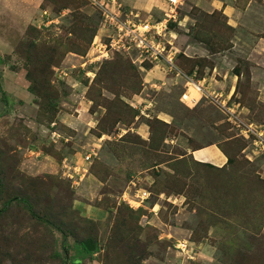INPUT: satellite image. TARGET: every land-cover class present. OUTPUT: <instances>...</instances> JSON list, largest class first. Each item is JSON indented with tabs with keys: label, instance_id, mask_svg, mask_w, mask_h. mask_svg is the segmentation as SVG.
<instances>
[{
	"label": "rangeland",
	"instance_id": "1",
	"mask_svg": "<svg viewBox=\"0 0 264 264\" xmlns=\"http://www.w3.org/2000/svg\"><path fill=\"white\" fill-rule=\"evenodd\" d=\"M193 1L176 18L189 15L192 41L215 55L181 53L177 65L189 74L218 61L238 75L228 99L182 100L178 86L169 100L162 89L142 92L136 53L91 49L113 33L90 0H0V264H264V159L212 99L234 103L264 135V33L255 34L264 19L250 24L255 32L238 29ZM138 95L151 100L149 117ZM139 124L149 127L144 137ZM208 143L231 162L186 156Z\"/></svg>",
	"mask_w": 264,
	"mask_h": 264
},
{
	"label": "crops",
	"instance_id": "2",
	"mask_svg": "<svg viewBox=\"0 0 264 264\" xmlns=\"http://www.w3.org/2000/svg\"><path fill=\"white\" fill-rule=\"evenodd\" d=\"M104 1L107 2V0ZM122 1L124 2L125 5L130 7L131 11L129 12V14H126L123 11V6L121 4ZM122 1L120 0L119 2L116 0V3L119 6H121V11L123 15L127 16V19L135 24L162 22L165 20V14L168 13L169 10L168 0H122ZM193 2L196 3H193V5L190 6V8L192 7V8L200 9L201 11L217 10L221 12L222 16L224 17L228 25L238 29L240 28L239 27L240 25V26L248 27L251 31H254V29H251L250 26L253 20L261 19L262 16L264 19V6L258 0H253L252 2L249 1V3L246 5V7L243 10L238 8V6H241V4H236V0H208L205 2L202 0H194ZM109 5L111 6L110 2ZM112 8H114V4H112ZM159 13L160 14L163 13V17L162 18L160 17L158 19L154 18L155 16L154 14H159ZM176 16H177V10L175 14V21L169 20L167 24L168 29L165 32V36H169V37L168 38L166 37V39L164 38L166 41H168L170 44L173 45L175 50H177L176 57L178 54L181 53L186 58L189 59H193V58L210 59L213 55H215V54H211V55L208 54L206 49L202 46L203 44L201 42H196L194 40L192 41V38L188 33L189 26L192 25L193 24L192 22L194 21L191 17L187 14H184L183 16H180L177 19ZM140 18H143L144 20L142 21ZM247 19H251L252 21H247ZM171 22H173L172 24H175L173 28H170ZM182 24L183 27L185 25L184 27L185 29L181 27ZM103 29L110 30L113 33V31L109 28H103ZM257 31H259L255 33L256 35L258 34L257 37L258 38H260L261 36L263 37L262 34L264 33V21L263 23L258 24ZM179 40H181L182 47L180 45L176 47L175 43L178 42ZM107 43H103V44H107ZM144 62L149 63L148 61H144ZM144 62L142 61V63ZM213 62L214 65H212L211 68L205 67L203 72H199L198 71L199 67L196 66L194 70H192L191 73L189 74H186L181 68H179L175 64L181 75L176 74V72L167 71L165 64L162 65L158 63L157 64L149 63L150 66L148 68H144L143 64L140 63L139 69L144 70L143 77L145 80L144 82H146L143 85L142 92L146 90L159 91L162 89L163 91L161 93L157 92L158 93L157 95L160 94V96L167 98L169 100L170 98L167 97L166 95L171 94L169 92H173L176 89L173 88L174 86H178L180 90V95L186 94L188 97L194 96L196 99H198L199 97H202L203 92H207V93L217 94L219 96H226V99H228L229 96L231 97V95H233L235 89L234 84L237 77L235 75H229V69L223 68L222 64H220L218 61L214 60ZM217 76H222L223 80L219 81L217 79ZM186 77L189 78L190 81H188ZM190 83H197L200 87V90L196 89L194 92H191L190 89L191 87H188L189 85H191ZM225 83L230 85L228 93L225 92L226 89ZM136 97H138L137 100H139L137 102H141L138 105L141 107L139 112L145 115V117H149L147 110L150 109L151 100H148L146 98L147 95H145V97L143 95H138ZM155 117L161 120H167L172 118L169 111H156ZM136 131L137 134L142 135L144 137V135L148 134L149 127L146 124H139L138 127L136 128ZM185 154L186 156L192 158L193 161L203 165L208 164L218 168H223L227 166V157L219 149L216 143H208L196 148H191L189 149V151L185 152ZM89 211L91 214L89 216H92L94 214V211L92 209H90Z\"/></svg>",
	"mask_w": 264,
	"mask_h": 264
},
{
	"label": "built area",
	"instance_id": "3",
	"mask_svg": "<svg viewBox=\"0 0 264 264\" xmlns=\"http://www.w3.org/2000/svg\"><path fill=\"white\" fill-rule=\"evenodd\" d=\"M104 1V0H103ZM114 4V9L100 3L97 0H90L92 4L97 6L101 12V25L103 28H109L113 34L108 36L107 44L93 41L91 49L96 48L101 54V58L109 56L113 52H133L137 53L142 61L152 63H163L169 72H176L181 75L175 65V57L177 50L164 39L167 31L169 20L175 21V14L178 7L182 6L186 0H168L169 10L165 14V20L159 23H140L135 24L127 19L121 11V6L116 3V0H107ZM183 76V75H182ZM185 77V76H184ZM187 78V77H186ZM190 81L189 78H187ZM183 94L182 100L187 98ZM215 103L219 105V109L226 116L227 121L232 123L239 131V137H243L248 143L253 155L264 159V135L261 130L252 124H245L241 118L237 106L234 103L228 105L225 102H219L215 97H212ZM251 156L250 154L247 158ZM90 156L86 157L89 160Z\"/></svg>",
	"mask_w": 264,
	"mask_h": 264
},
{
	"label": "trees",
	"instance_id": "4",
	"mask_svg": "<svg viewBox=\"0 0 264 264\" xmlns=\"http://www.w3.org/2000/svg\"><path fill=\"white\" fill-rule=\"evenodd\" d=\"M173 25L172 24H170V28H173L172 27ZM175 26V25H174ZM198 41V40H197ZM201 42V41H200ZM116 54H120V53H116ZM180 56V54H178L177 55V57L175 58L176 60H175V64L177 65V62H178V57ZM2 64H4V62H3V60L1 59V57H0V65H2ZM144 66V65H143ZM150 65L149 64H147V66H144V68H148ZM178 66V65H177ZM179 67V66H178ZM180 68V67H179ZM235 76H237L238 77V75L237 74H234ZM29 92V91H28ZM122 109V108H121ZM219 147V146H218ZM219 149L226 155V157H227V165L231 162V160H230V158H229V156H228V154H227V151L226 150H224L223 148H221V147H219ZM206 165H208V164H206ZM212 166V165H211ZM64 242H66V241H64ZM83 242L84 241H80L79 242V245H80V248L85 252V253H88V251L86 250V248L84 247V245H83ZM74 263L73 264H79V261L77 260V261H73Z\"/></svg>",
	"mask_w": 264,
	"mask_h": 264
},
{
	"label": "water",
	"instance_id": "5",
	"mask_svg": "<svg viewBox=\"0 0 264 264\" xmlns=\"http://www.w3.org/2000/svg\"><path fill=\"white\" fill-rule=\"evenodd\" d=\"M84 247L86 248L87 251H91L92 250V245L90 244V241H84L83 242Z\"/></svg>",
	"mask_w": 264,
	"mask_h": 264
},
{
	"label": "bare ground",
	"instance_id": "6",
	"mask_svg": "<svg viewBox=\"0 0 264 264\" xmlns=\"http://www.w3.org/2000/svg\"><path fill=\"white\" fill-rule=\"evenodd\" d=\"M194 85V84H193ZM199 86V85H198ZM194 89V88H193ZM193 91V90H192Z\"/></svg>",
	"mask_w": 264,
	"mask_h": 264
}]
</instances>
